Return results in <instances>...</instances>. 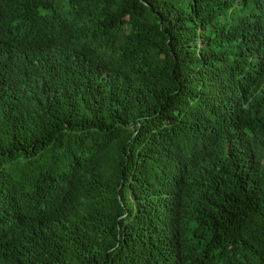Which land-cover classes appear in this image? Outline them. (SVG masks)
<instances>
[{
  "label": "trees",
  "instance_id": "obj_1",
  "mask_svg": "<svg viewBox=\"0 0 264 264\" xmlns=\"http://www.w3.org/2000/svg\"><path fill=\"white\" fill-rule=\"evenodd\" d=\"M0 264H264V0H0Z\"/></svg>",
  "mask_w": 264,
  "mask_h": 264
}]
</instances>
